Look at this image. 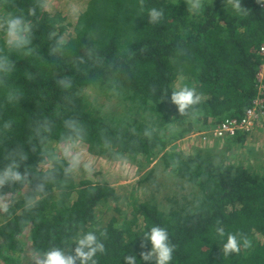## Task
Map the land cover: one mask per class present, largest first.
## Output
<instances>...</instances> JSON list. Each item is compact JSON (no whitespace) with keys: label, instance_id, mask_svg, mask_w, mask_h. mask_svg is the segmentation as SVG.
Masks as SVG:
<instances>
[{"label":"trees","instance_id":"1","mask_svg":"<svg viewBox=\"0 0 264 264\" xmlns=\"http://www.w3.org/2000/svg\"><path fill=\"white\" fill-rule=\"evenodd\" d=\"M68 1L0 0V18L23 15L32 41L27 54L9 52L0 33V54L13 64L0 73V170L15 164L24 177L0 184V264H38L51 248L74 254L76 238L87 231H95L105 247L97 264H128L127 256H135V264H155L154 255H141L152 249L144 234L153 226L167 231L170 264H264V172L228 156L254 135L264 146V129L257 130L264 113L248 131L206 144L224 140L220 150L218 142L193 149L171 144L197 123L201 128L239 119L251 106L264 40L261 0H239L240 11L234 0H200L198 11L193 0H71L75 5L67 9ZM153 8L162 12L155 23L148 15ZM183 84L201 95L196 119L181 115L171 101ZM86 88L128 101L123 117L98 111V93L92 99ZM136 115L146 123L138 124ZM69 120L82 127L79 145L89 152L111 160L157 159L161 172L197 195L171 190L162 198L153 193L128 200L118 220L121 197L107 173L81 167L65 174L68 161L56 145L69 134ZM155 172L151 167L138 183L150 182L158 191ZM29 198H38L34 208L26 207ZM103 202L112 203L111 214L99 220ZM221 227L241 241L239 252L224 254L226 236L216 231Z\"/></svg>","mask_w":264,"mask_h":264},{"label":"clouds","instance_id":"2","mask_svg":"<svg viewBox=\"0 0 264 264\" xmlns=\"http://www.w3.org/2000/svg\"><path fill=\"white\" fill-rule=\"evenodd\" d=\"M47 9V5H41ZM202 7L200 0H193L191 8L193 11H198ZM232 7L236 11H240L239 0H234ZM34 14V10H29V15ZM73 14H78V9H73ZM151 22H158L162 16V12L158 9H150L148 13ZM0 33L3 36V42L9 52H23L25 54L31 51V25L26 21L23 15L5 14L0 18ZM63 41L59 42V46L63 45ZM54 48L53 51H58ZM13 69V64L6 54H0V73L6 74ZM58 83L63 87H69L70 82L61 80ZM9 99H15L14 93H9ZM171 101L177 106L181 115L189 116L192 119L197 118L196 105L201 103V95L195 87L187 84L180 85L175 88L171 94ZM65 127L69 134L64 138L63 155L68 161V166L65 168V174L70 175L83 167L87 171L92 170V163L84 161L80 152H74L78 143L83 140V129L77 121H65ZM150 135V133H146ZM22 174L17 170L16 165L12 164L0 170V184L8 182H19L23 180ZM38 198H29L26 202L27 208H34L38 204ZM3 210L7 211V206H3ZM217 234L220 237H225L223 243V252L225 255L236 253L240 250L241 241L237 236L230 233H225L224 229L217 228ZM145 237L150 240L152 249L149 253L141 255L144 260H148L151 256H155V264H170L172 260L173 246L168 241L167 231L161 227L153 226ZM76 247L74 254H65L62 249L51 248L43 252L42 257L38 260V264H97L95 256L97 253L105 251L104 244L100 241L95 231H87L78 236L75 240ZM244 247L248 246L246 240L243 241ZM125 259L128 264H135V256H127Z\"/></svg>","mask_w":264,"mask_h":264},{"label":"rangeland","instance_id":"3","mask_svg":"<svg viewBox=\"0 0 264 264\" xmlns=\"http://www.w3.org/2000/svg\"><path fill=\"white\" fill-rule=\"evenodd\" d=\"M71 0L66 2V7L71 8L74 6ZM89 97L93 99L95 93H98L96 89L93 90L90 88H86L84 91ZM96 99L95 105L97 106V110L100 112H111L115 116L123 117L125 110V105L127 106L128 101L122 99L121 97H112L111 95L107 97V94L98 93L97 96L94 97ZM90 99V100H92ZM94 99V100H95ZM127 115V114H125ZM138 119V120H137ZM136 120L138 124H145L146 121L139 118L136 115ZM145 122V123H144ZM208 122H210L208 120ZM211 123V122H210ZM218 123H212L208 125H202L200 123L195 124L194 130L191 131L189 134H185L182 139L173 140L172 146L175 147H184L186 149H193V145L199 146L201 145L202 148H207V146H215L214 143L218 142V145L215 146L218 150L222 149L224 145V140H215L211 144L207 143L211 142L210 139H221V138H214L211 135L213 128L217 126ZM259 125V124H257ZM264 125L262 127H258V131L263 130ZM206 136V137H205ZM196 142V143H195ZM170 144V145H171ZM58 150L63 151V144L56 145ZM204 146V147H203ZM245 149H233L230 150L229 153V161L235 162L238 164H242L246 166L251 172L254 173H262L264 172V146L262 145V141L259 140V135H254L251 137H247L245 141ZM195 147V146H194ZM239 150V151H238ZM74 152H80L82 154L84 161H90L92 163V170H97L98 168L101 169L102 174L107 173L112 180V183L118 187L119 197L121 199L118 201L117 206L120 209V214L118 220L123 216L124 212L126 211L128 200H137V199H144L147 196L155 193L159 198L164 197L166 194L173 190L175 194L178 195H189L190 198L193 195H197V192L194 188L190 187L188 184L182 182V180H178L173 174L168 172H161V168L159 167V163L157 159L153 161H143V160H133L129 157H123L119 160H111L106 156H99L93 154L88 151L86 146L77 145V147L73 150ZM227 154V153H226ZM151 167L155 168L156 172L152 176H156V183L159 186V190H156V185L150 182H146V184H139V180L142 177L143 173L149 170ZM108 168V170H105ZM111 171L112 173H109ZM89 172V171H88ZM158 175V176H157ZM146 185V187H145ZM133 192L135 195H129ZM172 193L168 194L171 195ZM167 195V196H168ZM132 198V199H131ZM112 203H100L97 207V218L101 220L105 216H109L111 210L110 208ZM2 205L0 206V219H2Z\"/></svg>","mask_w":264,"mask_h":264},{"label":"built area","instance_id":"4","mask_svg":"<svg viewBox=\"0 0 264 264\" xmlns=\"http://www.w3.org/2000/svg\"><path fill=\"white\" fill-rule=\"evenodd\" d=\"M260 7L264 8V0L260 1ZM257 54L259 63L254 75L255 96L252 99L251 106L246 109L244 115L239 118H224L213 128L211 135L214 138H220L225 135H231L236 132L248 131L253 127L258 119L264 113V40L260 43ZM206 137V136H205Z\"/></svg>","mask_w":264,"mask_h":264}]
</instances>
